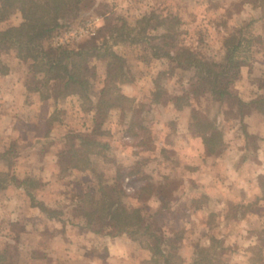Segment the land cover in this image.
Masks as SVG:
<instances>
[{
    "label": "crops",
    "instance_id": "0c3cea01",
    "mask_svg": "<svg viewBox=\"0 0 264 264\" xmlns=\"http://www.w3.org/2000/svg\"><path fill=\"white\" fill-rule=\"evenodd\" d=\"M111 1L116 2L112 5L116 9L127 4V10L131 8L132 0ZM15 15L20 20L13 26H18L23 17L18 10ZM234 27L228 26L229 30ZM229 30L220 29L224 42L219 43L218 53L226 52ZM255 47L231 90L251 104L253 111L236 121L228 134L214 124L222 134V144L214 150L206 144L204 134L196 137L192 130L195 111L191 103L177 107L158 102L154 106L159 115L151 123L158 140V174L166 181H176L177 194L181 195L172 199L170 208L159 199L158 212L167 211L177 225L182 222L191 228L178 249H162L164 256L158 264H173V258L181 264H209L210 259L217 262L214 257H218L219 246L230 253L223 264H264L263 239L254 235L251 226L264 221V211L259 209L264 207V111L254 104L264 98V55ZM25 65L18 56H12L8 72H0V163L12 159L11 143L17 141L19 145L15 158L18 182H9L0 192V264H153L152 250L135 247L128 236L97 235L84 227L82 220L68 217L61 209L65 203L54 193L64 172L61 161L67 134L74 132V127L80 134L92 133L97 112L91 109L83 114L77 108L81 102L77 95L56 98L32 86V77L41 78ZM144 78L137 74L135 80L121 82V94L138 102ZM68 102L75 107L69 109ZM111 109L114 115L125 110L119 106ZM59 112H68L71 117L74 113L76 119L70 122ZM82 116L87 119L82 121ZM111 124L107 135L112 141L106 144L121 152L122 143L131 136L124 123ZM253 138H257V145L251 143ZM167 150L173 152L172 161L161 154ZM167 163L170 166L163 168ZM167 259L169 263H165Z\"/></svg>",
    "mask_w": 264,
    "mask_h": 264
},
{
    "label": "rangeland",
    "instance_id": "374dc122",
    "mask_svg": "<svg viewBox=\"0 0 264 264\" xmlns=\"http://www.w3.org/2000/svg\"><path fill=\"white\" fill-rule=\"evenodd\" d=\"M38 1L51 5L48 0ZM112 5H116V2L83 0L75 14L62 20L53 33L66 25H78L87 20H96L99 27L96 36L82 40L69 48L55 49L51 44L52 33L45 42V48L53 54H57L60 50L89 51L85 54L87 59L83 61L82 68L84 78L89 80L90 85L87 88V98L80 99L77 108L83 111V114L91 109L95 110L97 114L94 126L101 127L103 131H107V128L112 126L111 123H124L131 138L122 143L120 147L122 153L117 152L118 148L109 145L104 158L98 161L96 172L75 174L71 167L77 164L78 158L75 159L73 156L75 151L80 150L76 146L80 143V140L76 139V135L80 132H76L78 128H72L74 132L67 134L62 151L61 167L64 172L54 194L65 203L63 204L65 207L61 209L66 210L67 216L79 218L87 228L81 210L88 211L93 207L95 200L100 199L99 190L102 187L117 185L127 194L126 203L142 211L144 227L140 230V234L133 237L116 234V231L108 234L105 230L96 234L109 237L128 236L136 243L135 247L145 249H148L146 246L158 245L160 240L161 249L175 251L182 240L191 234V228L182 222L177 225L173 216L167 211L158 212L159 199L166 208H170L172 199H177L181 195L177 194L176 181H166L158 174V140L155 141L156 133L151 123H154L159 115L154 106L158 102L174 103L181 107L191 103L195 111L192 117V130L197 133L196 137L203 134V131L196 126L199 121L218 124L228 134L231 126L250 115L253 108L240 111L236 101H233L235 104L222 103L203 90L198 76L199 71L196 68L186 63L185 66L180 67L178 61L169 55L192 52L200 61L223 62L227 52L224 53L223 49L218 53L219 43L221 45L224 42L220 29L227 27L229 30L230 24L235 27L228 31V38L235 43L241 39L245 42L236 56L245 63L247 59H251L254 49L252 47L255 46V48L260 47V53L264 55V11H262L264 0H232V2L231 0H132L131 8L128 10V4L126 7L118 5L119 9ZM247 6L253 7L252 10L246 9ZM16 10L3 7L0 1V31L18 23L20 17L15 15ZM248 45L251 48H248ZM94 46L97 48L94 49ZM12 56L20 58L17 51L12 50L9 53L2 52L1 59L8 64ZM25 66L34 76L38 74L33 70L31 63L28 62ZM137 74L145 76L144 89L138 96L140 97L138 102L134 97L122 95L119 88L121 82L133 81ZM39 75L41 79L38 80L32 77V86L41 87L56 98L64 97L63 82L46 84L44 73ZM96 82L101 84L97 85ZM234 84L231 85L230 91ZM66 105L69 109L75 107L73 102H68ZM108 105L119 106L125 110L114 115ZM59 115L67 117L70 122L76 119L74 113L72 117L68 112H59ZM85 119L87 118L82 116V121ZM172 127L173 125H170V129ZM94 136L103 143L112 141L107 133L101 137ZM250 141L254 145L258 144L257 138ZM16 142L10 144L13 151L12 159L0 163V179L3 180L4 187L9 182H18L15 175L17 166L15 158L17 152L19 153V145ZM139 151H142L141 155ZM161 154L167 161L173 160L172 151H162ZM169 166L168 164L163 168ZM261 183L264 187V179ZM86 193L89 198L84 196ZM259 209L260 213L264 211V207ZM145 226H149L150 229H145ZM251 226L254 235H260L264 244V221L252 223ZM93 228L98 229L99 224L94 223ZM152 233L156 235L151 237ZM217 248L218 257H214L217 262L210 259L209 264H223L230 254L228 248L220 246ZM203 254L206 257L204 250ZM153 262L158 264L156 261ZM172 263L181 264L175 258L172 259Z\"/></svg>",
    "mask_w": 264,
    "mask_h": 264
},
{
    "label": "trees",
    "instance_id": "16d2710c",
    "mask_svg": "<svg viewBox=\"0 0 264 264\" xmlns=\"http://www.w3.org/2000/svg\"><path fill=\"white\" fill-rule=\"evenodd\" d=\"M0 1L3 7L17 9L23 17V22L19 26L0 31V72H8L7 64L1 59L2 52L9 53L16 50L21 60L24 63H31L36 73H44V83L63 82L64 97L77 95L81 99L87 98L86 93L90 82L84 78L82 64L87 59L85 54L89 51L60 50L57 54H53L45 48V42L53 31L60 26L62 20L75 14L83 0H48L51 5L42 4L38 0ZM242 41L241 39L235 43L228 39L225 45L227 55L223 62L200 61L192 52L169 56L178 61L180 67L185 66L186 63L196 68L199 71L198 76L201 79L200 85H203V90L222 103H236L239 110L243 111L246 108L250 109L252 105L245 103L230 91L231 85L235 83L244 64L241 59H235ZM96 48L97 46H94V49ZM184 58L187 60L184 61ZM254 104H257V109L264 111V98L255 101ZM108 107L113 108L114 105H108ZM177 107L181 106L177 105ZM196 126L203 131L204 140L210 149L214 150L222 144V134L217 131L214 123L199 121ZM106 133L107 131H103L101 127H95L90 134L76 135V139L80 140L76 146L80 150L74 153L73 157L78 159L77 164L71 167L72 169L96 172L98 161L104 158L108 145L94 138V135L101 137ZM79 154L82 155L79 156ZM3 189V180L0 179V192ZM99 193L100 199L95 200L90 210H81L87 228L95 233H101L102 230L108 234L116 231V234H126L130 237L140 234V230L144 227L142 211L126 203L128 196L125 191L117 185H106L99 190ZM84 196L90 197L88 193ZM94 223L99 224L98 229L93 228ZM145 229H150V227L145 226ZM154 235L156 234L152 233L151 237ZM159 241L156 246H146L152 250L156 258L154 261L158 263L164 256ZM165 263H169V259L165 260Z\"/></svg>",
    "mask_w": 264,
    "mask_h": 264
},
{
    "label": "built area",
    "instance_id": "2783aa9c",
    "mask_svg": "<svg viewBox=\"0 0 264 264\" xmlns=\"http://www.w3.org/2000/svg\"><path fill=\"white\" fill-rule=\"evenodd\" d=\"M98 28L96 20H87L78 25H66L53 33L51 44L55 49L69 48L82 40L96 36Z\"/></svg>",
    "mask_w": 264,
    "mask_h": 264
}]
</instances>
